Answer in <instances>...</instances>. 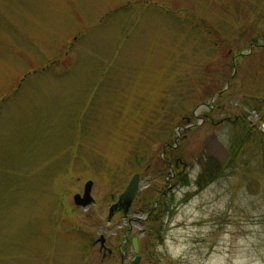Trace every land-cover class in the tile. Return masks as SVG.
Returning a JSON list of instances; mask_svg holds the SVG:
<instances>
[{"label":"rangeland","instance_id":"374dc122","mask_svg":"<svg viewBox=\"0 0 264 264\" xmlns=\"http://www.w3.org/2000/svg\"><path fill=\"white\" fill-rule=\"evenodd\" d=\"M135 173L142 233L106 220ZM125 228L138 264H264V0H0V264H119Z\"/></svg>","mask_w":264,"mask_h":264},{"label":"water","instance_id":"95a60500","mask_svg":"<svg viewBox=\"0 0 264 264\" xmlns=\"http://www.w3.org/2000/svg\"><path fill=\"white\" fill-rule=\"evenodd\" d=\"M253 44H251L252 46ZM218 92H215L212 94L211 98L209 99L208 103H202L199 106L196 107L195 112H199L202 108L208 107L209 104H212L215 97L217 96ZM198 124V123H197ZM194 126V124L186 125V126H178L177 130L181 129H186L189 127ZM178 139V135L175 138L174 145H176ZM142 185H140V180H139V174L135 173L131 176L130 180L128 181L127 185L125 188L120 192L117 196V201L115 204H112L109 209H108V214H107V222L109 221L113 210L116 207H119L122 209L124 213L127 212L128 207L132 203L138 189H140ZM91 189H92V181L88 180L84 183L83 186V191L82 193H76L72 196V201L75 205L81 206L83 209L88 208L91 203L93 202V198L91 196ZM101 243L103 242V236L101 235L100 238ZM131 246H132V251L134 253V257L131 261V264H138L140 261V255L138 254L139 252V247H138V237L133 236L131 239Z\"/></svg>","mask_w":264,"mask_h":264},{"label":"flooded vegetation","instance_id":"af4514ba","mask_svg":"<svg viewBox=\"0 0 264 264\" xmlns=\"http://www.w3.org/2000/svg\"><path fill=\"white\" fill-rule=\"evenodd\" d=\"M166 147H169V145L166 146ZM178 175H179V174H175L174 171L169 172V174H168V176H167V178H166V179H167V182H168L169 184L171 183L173 186L176 185V184L178 183V180L176 179V177H177ZM139 180H140V185H143L144 180L140 177V174H139ZM146 184H148V180H147ZM138 190H139V189H138ZM137 192H138V191H137ZM136 196H137V193H136V195H135V197H134L132 203H131L130 206L128 207V210H127L126 213H124V212L122 211V209H120L119 207H116V208L113 210V213H112V215H111V217H110V219H109V221H108L107 223L111 222V221H112V217H113L116 213L120 212V213L123 215V219H124L126 222H128L130 225H131V223H133V222L136 223V224H138V225H139L138 228H139L140 233L144 232V230L142 229V226H141V222H145V221L149 218L150 213L152 212V210H150V211H148V212H147V211L145 212V209H144V208L139 207L137 210H135L134 212H132V214L129 215L128 219L126 218L128 212H129V210L132 208V205H133V202L135 201ZM167 196H168V194H166L165 191L162 192V193L156 198L153 207H154V208H155V207H158V205H159V200H160V199H163V198L165 199ZM116 201H117V199H116ZM116 201H114L112 204H115ZM165 201H167V200H165ZM112 204H111V205H112ZM139 220H140V222H139ZM130 230H131V228H125V229H124L123 240H122L121 244L118 245V251L120 252V253H119V264H126V263H125V258H126V257H125V255H124V253L121 252L122 249H123V248H124V250H126L127 248H128V249H132V246H131V239H132L133 236H132L130 239H128V237H127V233H129ZM100 238H101V235H100V237H99V239H98L97 241L99 242L100 250H103V252H104V257H105V254H111V253H112V250H111V248H109V247L106 245V240H105V238L103 237V242H102V243H101V241H100ZM133 257H134V256H133ZM132 259H133V258H132ZM132 259L129 261V264H131Z\"/></svg>","mask_w":264,"mask_h":264},{"label":"trees","instance_id":"16d2710c","mask_svg":"<svg viewBox=\"0 0 264 264\" xmlns=\"http://www.w3.org/2000/svg\"><path fill=\"white\" fill-rule=\"evenodd\" d=\"M238 54H240L239 51H237L235 55H238ZM216 92H218L217 98L220 99L222 96L227 94V89L223 86V87L219 88ZM203 100L206 101L207 98H203ZM253 103L254 104L251 103L253 108L258 110L260 108L261 102L257 98H255V102H253ZM245 104H247V103H245ZM212 105H214V104H212ZM186 117L187 116H184L185 119H187ZM195 126L196 125L189 127V128H186V129L189 130ZM221 171L222 170H221L219 163H217L215 160H212L210 158L206 159L203 166H202L201 171L199 172L200 175L197 178V184L199 186H201V182H200L201 179L208 178L209 180H211L213 178L214 174H219ZM151 210L153 212L154 208Z\"/></svg>","mask_w":264,"mask_h":264}]
</instances>
